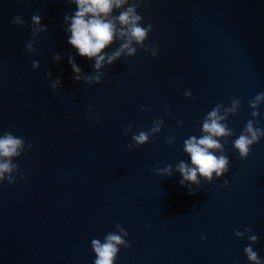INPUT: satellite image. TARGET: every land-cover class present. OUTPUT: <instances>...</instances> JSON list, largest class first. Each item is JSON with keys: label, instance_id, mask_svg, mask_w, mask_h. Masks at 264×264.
Segmentation results:
<instances>
[{"label": "water", "instance_id": "water-1", "mask_svg": "<svg viewBox=\"0 0 264 264\" xmlns=\"http://www.w3.org/2000/svg\"><path fill=\"white\" fill-rule=\"evenodd\" d=\"M74 8L67 0H0V134L33 145L14 161L24 177L0 184V264H93L91 240L118 223L131 247L121 246L115 264H249V241L234 235L247 226L264 257V138L244 160L231 144L251 118L249 101L264 91V0H145L138 11L153 25L145 43L159 46L157 56L138 48L92 85L74 81L68 63L74 50L63 18ZM35 13L48 30L29 53ZM17 14L24 26L11 23ZM75 59L93 71L89 60ZM48 71L62 79L59 91ZM231 96L241 99L227 117L234 135L217 138L231 161L227 186L220 178L189 194L179 173L153 171L187 160L184 139L201 136L204 115L230 106ZM259 111L264 127V104ZM158 117L161 131L129 149L132 133Z\"/></svg>", "mask_w": 264, "mask_h": 264}, {"label": "clouds", "instance_id": "clouds-1", "mask_svg": "<svg viewBox=\"0 0 264 264\" xmlns=\"http://www.w3.org/2000/svg\"><path fill=\"white\" fill-rule=\"evenodd\" d=\"M67 3L74 5L71 14H65L63 18V30L67 36V43L74 50L68 55V63L71 65L72 78L74 81H83L85 84H100L105 76L104 69L112 65L115 61L123 57L134 56L138 48H143L145 52L153 57L158 54V45L145 43L149 33L153 29L151 23H143V16L138 9L145 3V0H67ZM42 15L35 13L31 16V38L25 43L27 52L36 51L35 45L39 42L41 33L48 30V26L42 23ZM12 24L24 26L25 19L20 15H15ZM115 45V47H113ZM86 58L91 62L93 71L90 73L77 64L75 56ZM52 59L59 62L62 54L54 52ZM32 68L40 67L39 60L32 61ZM51 81L50 87L56 92L62 85V79L57 76L52 79L50 71L46 73ZM186 97H191L190 89H185L183 93ZM230 106L218 103L209 110L203 118L202 135L190 136L183 141V151L188 159H181L175 165L167 164L164 167L153 169L159 175L172 176L174 172L180 174L179 183L189 190V194H194L193 186H201L202 182L208 184L214 180L224 178L223 185L227 186L229 180L225 174L230 170V158L226 155L224 144L219 138L231 137L234 135L228 127L227 117L238 112L241 107V99L236 96L229 97ZM264 104V91L259 92L249 101L252 111L251 118L247 120L240 134L231 141L233 149L238 153L241 160L247 159L252 146L259 143L264 138V127L259 126L261 121L257 117L261 116L259 108ZM141 110L148 111L147 105H142ZM223 110V111H222ZM166 114L168 110H165ZM222 113V114H221ZM99 122V117H94ZM165 124L164 119L156 118L152 125L146 130H139L132 133V143L128 144L131 149L149 142L154 134L159 133ZM178 125H183L182 120L177 121ZM132 132V125L124 130V135ZM174 136L165 138V143L173 144ZM33 145L26 143L25 139L17 136L11 131H4L0 134V184L5 181L15 183L17 176L24 177V173L19 171L15 158L20 157L26 151H30ZM117 231H109L104 237L93 238L91 248L95 253L93 264H115L121 246L131 247V242L127 239L129 232L122 224H116ZM234 235L245 237L249 243L243 251L249 264H264V257H261L255 245L260 237L253 233L252 227L247 226L243 231L236 229ZM201 236V239H205ZM233 264H239L234 260Z\"/></svg>", "mask_w": 264, "mask_h": 264}]
</instances>
